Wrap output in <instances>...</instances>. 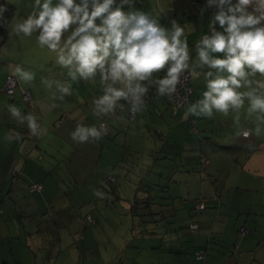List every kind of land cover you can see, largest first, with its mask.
Listing matches in <instances>:
<instances>
[{"label":"rangeland","instance_id":"rangeland-1","mask_svg":"<svg viewBox=\"0 0 264 264\" xmlns=\"http://www.w3.org/2000/svg\"><path fill=\"white\" fill-rule=\"evenodd\" d=\"M183 2L171 0L167 6L165 0H155L166 16L164 26L170 28L173 19L185 30L194 26L199 3ZM30 3L0 0V8L5 9L0 15L10 13L6 23H0V264H34L42 255L52 264L60 250L57 264H87L117 240L125 242V248L129 245L126 252L131 254L138 247L147 252L156 245L162 260L171 261L167 246L175 244L187 227L179 216L187 219V224L197 221L199 230L210 237L207 248L204 243L197 247L204 250L205 257H212L214 264H264V133L247 139L238 136L232 112L227 116L214 112L211 119L195 121L197 117H185L179 109L174 117L169 114L171 125L156 126L154 122L167 115L150 111L154 122L146 115L138 132L131 126L136 120L128 109L125 112L130 121L122 127L112 121L119 109L115 116L101 117L98 125L92 118L74 120L64 106L74 105L76 109L77 104L85 108L88 104L93 108L89 99L103 94L99 74L93 81L73 83L71 97L63 102L50 98L41 78L64 80L67 70L55 63L54 53L38 46L36 34L22 38L8 35L13 24L31 11ZM191 55L195 60V50ZM9 64H21L35 72L34 82H18L11 95L2 90ZM24 91L29 92V99L24 98ZM53 103L58 107L50 108ZM8 105L39 117L44 134L31 136L26 125H18L10 117ZM201 122L211 126L208 139L200 136ZM101 123L108 132L98 142L78 144L71 139L77 124L99 127ZM130 123L135 133H127ZM241 125L253 127L243 110ZM13 131L22 134L21 142H6L5 137ZM125 133L132 140L139 137L142 147L132 146L135 143L130 140L126 144ZM8 170L10 178L2 182V173ZM39 175L48 178L46 188L42 194L31 193L30 183L45 186L37 179ZM93 189L103 192V198L96 197ZM199 201L201 208L196 206ZM78 217L81 221L76 224ZM241 226L248 231L241 233ZM101 232H107V237ZM113 232L112 241L108 234ZM185 233L191 235L189 228ZM222 251L225 255L218 257ZM204 260L194 261L202 264Z\"/></svg>","mask_w":264,"mask_h":264},{"label":"clouds","instance_id":"clouds-1","mask_svg":"<svg viewBox=\"0 0 264 264\" xmlns=\"http://www.w3.org/2000/svg\"><path fill=\"white\" fill-rule=\"evenodd\" d=\"M135 3L31 0V11L13 24L8 35L22 38L36 34L38 46L54 53L55 63L67 70L64 80L41 78L54 101L71 97L73 83L93 81L99 74L103 94L93 98V114L115 116L127 104L134 116L144 111L151 87L159 96L175 97L178 85L189 77L199 79L202 73L206 90L186 107L185 117L211 119L214 112L224 116L232 112L238 136L247 139L264 133V0H206L201 15L208 9L214 13L209 34L195 45V60L185 27L173 19L167 28L160 23L161 16L135 9ZM124 6L130 10L125 12ZM4 10L0 8V14ZM8 67L10 94L17 82H34L32 70L21 64ZM7 110L18 125L27 126L31 136L44 134L39 117L32 112L24 114L15 105H8ZM242 110L253 127L241 125ZM107 132L104 123L99 127L77 124L70 136L83 144L98 142ZM22 139L15 131L5 137L9 143ZM92 191L103 198L100 190Z\"/></svg>","mask_w":264,"mask_h":264},{"label":"crops","instance_id":"crops-1","mask_svg":"<svg viewBox=\"0 0 264 264\" xmlns=\"http://www.w3.org/2000/svg\"><path fill=\"white\" fill-rule=\"evenodd\" d=\"M188 1L189 0H184L183 3L186 4ZM190 1H193V0H190ZM196 1L199 3L198 7H200V8H202L206 4V0H196ZM117 2H119V0H117ZM170 3H171V0H165V5L169 6ZM134 7H135V9H139L141 11L149 12L150 14H152L154 16H157V17L161 16L160 23L163 26L167 23L166 16L162 15L160 10H158V8L155 4V0H136ZM129 10L130 9L128 8V6H124L125 12H127ZM213 13H214V9H208L202 15H201V13L195 15L193 20H192L195 23L194 26L187 27V29L185 30V35H186V37L188 39V43H189L190 53H193V50H195L196 43L199 42V40L202 38V36L204 34H209L208 26H209V23H210V20H211ZM188 24H189V22H186V25H188ZM165 27L169 28L168 24ZM217 30L222 31V29H220L218 25H217ZM191 83L193 86L192 92L194 93V97H193V93H192V96H191L192 102H190V104L194 103L196 100L201 98L203 91L206 90L205 86H204L203 78H200V80L192 79ZM96 96L97 95L94 94V96H92L91 98L93 99ZM89 101H91V103H92V100L89 99ZM128 107L129 106L127 104H125V109H123L119 114H117V116H115V119L112 120L115 126L122 127V125H124L128 121H130V120H128L129 118H128V116H126V112H125L127 109H129ZM63 110L64 111L67 110V112L65 111V113L73 115L74 120L75 119L76 120L77 119H83V121H84V120H88L89 118H92V120L95 121L96 125H98V120H100V118H101V117H98V116L93 114L92 107H90L88 104H87V108H85L84 106H81V105L78 106V104H77L76 109H75L74 105H71V106H64ZM171 110H172L171 105L163 97H161V96L154 97L153 99H151L150 101H148L146 103V107H145L143 112L137 113L134 116L132 115L134 117V121L136 120V123H133V124L130 123L128 125L127 133L130 130L133 131V128H130L131 124H132L131 126L136 127V132H138L137 130L141 128L140 123L146 122V117H145L146 115H148L147 117H148L149 122H154L152 120V119H154V117L150 113V111L156 112L160 116H163L164 114L167 115L166 118L162 117L159 120V123L154 122L153 125L159 126L160 123H164L166 125L168 122H170V125H171V120L169 119V114H170V118L174 117V115L179 114L178 110L176 111L175 114H173L174 112L171 113ZM185 111L186 110H181V112L183 114H185ZM129 116H130V113H129ZM181 117H183V115ZM189 117L194 118L195 116H188V118ZM199 118H201V117L195 118V121L196 120H203V119H199ZM137 120H138V122H137ZM115 122H116V124H115ZM64 123H65V116L63 118L61 125H63ZM175 124H176V120H174L171 129L174 128ZM199 124H200L201 130L203 131V134L200 135L201 138H207L208 139L210 137L208 133H210L209 130H210L211 126L209 125V123H206V122H201ZM160 129L162 130L163 127L160 126ZM146 132L148 135V131H146ZM158 132L161 136L163 135V133L160 130ZM127 133H125L127 136H126V140L124 141L126 144H127V141L130 140L131 143H135V144H131L132 146L142 147L141 139L139 137L136 138L135 140H132V138ZM181 144H183V142ZM31 153H32V150H30L28 152V154H31ZM13 158H16L15 153H14ZM32 167H33L32 165L29 166V171H30V168H32ZM101 173H105V172H101ZM2 174H5V177L2 178V182H5L7 180V178H10L11 171L8 170ZM25 175L27 176V173H25ZM44 177H46V176L45 175L37 176L38 180L44 181L45 186L42 185V190L41 191L30 190L31 193L42 194L44 192L46 185H47L46 179H48L47 177L46 178H44ZM100 180H101V178H100ZM0 182H1V173H0ZM16 182H17V180L14 182V184ZM43 197L45 198V196H43ZM179 219L183 222V225H186L187 227H185V230H182L183 233L180 232V235H178V237L176 235V237H177L176 239H178V240L175 244H171V245L167 246V249L170 250V253H169L170 255L167 257H169L170 259H173L171 261L170 260H164V261L162 260L160 253L155 251L156 245L152 246V249L150 251L147 250V252L143 246H142V248L138 247V249L132 250V251H135V254H131V253L126 252L129 245H126V248H125V242L123 244L122 242H119L117 240L114 243L111 242L110 243L111 246L107 250H105L102 253L98 252L97 255H95L93 257L92 260L89 259V262L87 264H196V263L200 264L199 262L194 261V260H197L195 258V251L199 249V247H197V246H200V244H203V243L205 244L204 248H207V243L209 242L210 237L205 236L204 231L199 230V224L197 221L196 222L198 224V230L196 232L190 231L191 235H186L185 231L187 230V228H189V225L195 221L191 220L189 222V224H187V219H184L180 216H179ZM80 221H81V219H80V217H78L76 219L75 223L78 224V223H80ZM173 222L177 223L178 221L173 220ZM183 225L181 223H179L178 226L182 227ZM101 233L107 237V232H101ZM114 234H115L114 232L108 234V238H111L112 241H113ZM157 234H158L157 236L161 237L159 231H157ZM115 239H119V237H116ZM243 241H244V238L242 239L240 245H242ZM158 245H160V244H158ZM186 245H188L191 252H188ZM240 251H243V249ZM206 253H208L207 250H206ZM60 254H61V250L56 254L55 261L52 264H57L56 261L59 258ZM130 254H131V256H129ZM217 255H218V257H221V256H224L225 253H224V251H222V252H218ZM39 263L49 264L47 257H44V255H42L40 260L38 259L37 262H35L34 264H39ZM202 264H214L212 257H205V260H204V262H202Z\"/></svg>","mask_w":264,"mask_h":264},{"label":"built area","instance_id":"built-area-1","mask_svg":"<svg viewBox=\"0 0 264 264\" xmlns=\"http://www.w3.org/2000/svg\"><path fill=\"white\" fill-rule=\"evenodd\" d=\"M194 3H195V1H194ZM17 84H18V82H17ZM16 85L12 89L11 94H13L15 92ZM10 87H11V85H10V81H9V74H7L5 82L2 85L3 92L8 94V95H11L10 94ZM191 93H192V86H191V84L189 82V79H188L182 85H178L177 94H176L175 97H163V98L171 105V107L173 109V112H176L177 110L185 109L188 106L189 101H190ZM23 96H24L25 99H29L30 98V94H29L28 91H24L23 92ZM156 96H159V95L156 93L155 87H151L149 89V92H148V95H147V98H146V103L148 101H150L151 99H153L154 97H156ZM131 116H132V114H130V117ZM202 160L204 161V157H202ZM29 189L30 190L41 191L42 190V184L39 183V182L30 183L29 184ZM202 205L203 204L200 201L196 203V206L199 207V208H201ZM189 229H190L191 232H196L198 230L197 222L191 223L189 225ZM247 231L248 230L244 226L240 227V232L241 233H245ZM196 257L198 259L202 258L203 257V251L200 250V249L196 250ZM226 264H228V263H226Z\"/></svg>","mask_w":264,"mask_h":264},{"label":"trees","instance_id":"trees-1","mask_svg":"<svg viewBox=\"0 0 264 264\" xmlns=\"http://www.w3.org/2000/svg\"><path fill=\"white\" fill-rule=\"evenodd\" d=\"M9 6L11 7V6H13L11 3L9 4ZM10 10V9H9ZM10 16V13H7L5 16H1L0 15V23H2V24H4V23H6V19L8 18ZM181 110H183V109H181ZM200 249V248H199ZM201 250V249H200ZM203 251V257L202 258H200V259H198L197 257H196V251H195V258L197 259V260H201V259H204L205 258V256H204V250H202Z\"/></svg>","mask_w":264,"mask_h":264}]
</instances>
